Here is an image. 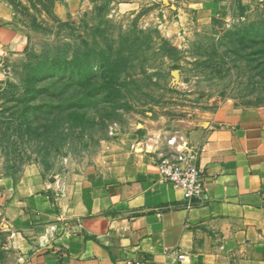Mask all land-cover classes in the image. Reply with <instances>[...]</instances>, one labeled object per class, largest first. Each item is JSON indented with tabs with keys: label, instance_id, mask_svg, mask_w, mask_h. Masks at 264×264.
Masks as SVG:
<instances>
[{
	"label": "rangeland",
	"instance_id": "rangeland-1",
	"mask_svg": "<svg viewBox=\"0 0 264 264\" xmlns=\"http://www.w3.org/2000/svg\"><path fill=\"white\" fill-rule=\"evenodd\" d=\"M4 1L29 40L0 73V173L33 166L59 192L87 169L107 170L137 141L155 148L204 111L264 105V38L245 37L246 29L264 30V0L210 23L197 20L188 0H87L63 24L51 15L52 0ZM101 19L114 37L128 29L138 37L140 63L121 74L112 95L102 76L69 80L46 61ZM161 38L178 51L169 53Z\"/></svg>",
	"mask_w": 264,
	"mask_h": 264
},
{
	"label": "crops",
	"instance_id": "crops-1",
	"mask_svg": "<svg viewBox=\"0 0 264 264\" xmlns=\"http://www.w3.org/2000/svg\"><path fill=\"white\" fill-rule=\"evenodd\" d=\"M255 1L188 3L210 23ZM86 2L57 0L52 11L65 19ZM13 14L1 0L0 73L29 40ZM188 123L180 134L198 150L202 204L188 206L181 189L160 180L164 141H137L107 170L87 169L59 192L33 166L0 173V264H264V105L221 106Z\"/></svg>",
	"mask_w": 264,
	"mask_h": 264
},
{
	"label": "trees",
	"instance_id": "trees-1",
	"mask_svg": "<svg viewBox=\"0 0 264 264\" xmlns=\"http://www.w3.org/2000/svg\"><path fill=\"white\" fill-rule=\"evenodd\" d=\"M55 1L57 0H52L50 5L53 6ZM51 15L55 21L63 24L53 12ZM108 24L109 20L101 19L96 25L89 27L90 33H86L87 37L78 34L77 40H74L72 44L65 43L62 48L55 46L49 50L46 61L52 64L53 71L67 74L69 80L78 76L84 82H90L95 77L102 76L104 84L101 87L108 89L109 95L114 94L119 87L121 74L140 63L137 49H133L138 37L131 38L130 29L119 31L114 37ZM245 32L246 38H251V35L264 38V30L255 31L251 28L246 29ZM160 41L162 47L169 53L178 51L167 39L161 38ZM132 81L134 82V79ZM132 81L121 79L122 84ZM25 102L27 98H23V103Z\"/></svg>",
	"mask_w": 264,
	"mask_h": 264
},
{
	"label": "built area",
	"instance_id": "built-area-1",
	"mask_svg": "<svg viewBox=\"0 0 264 264\" xmlns=\"http://www.w3.org/2000/svg\"><path fill=\"white\" fill-rule=\"evenodd\" d=\"M166 150H161L157 163L160 180L179 188L188 206L204 201V171L197 164L198 150L182 134H172L165 140ZM183 254L178 258L182 259ZM141 264L140 261L128 262Z\"/></svg>",
	"mask_w": 264,
	"mask_h": 264
}]
</instances>
